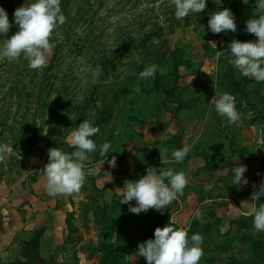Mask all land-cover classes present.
<instances>
[{"label": "rangeland", "instance_id": "rangeland-1", "mask_svg": "<svg viewBox=\"0 0 264 264\" xmlns=\"http://www.w3.org/2000/svg\"><path fill=\"white\" fill-rule=\"evenodd\" d=\"M32 2L0 0L13 25L7 38L19 30L15 10ZM255 3L207 0L203 13L178 20L170 0H61L66 22L51 37L46 66L32 70L23 57L0 61V148L5 153L41 155L49 163V149L74 150L67 137L85 120L99 128L91 137L97 151L84 162L81 192L70 197L65 242L46 260L26 254L12 264H100L99 235L110 242L106 237L122 222L130 255L135 254L145 236L141 213L129 211L136 202L121 204L122 194L99 190L90 168L128 155L143 169L157 146L166 149L168 169L183 172L188 180L181 197L193 191L203 199L233 198L257 208L264 204V196L251 201L250 177L245 175L249 183L238 190L231 172L236 166L248 169L264 151V83L243 77L229 63L228 48L234 40L256 41L246 33L247 20L257 16ZM223 9L233 13L237 31L213 34L208 21ZM151 65L156 66L154 77L140 79ZM216 93L217 98L223 93L234 97L240 117L235 124L215 111L211 101ZM184 108L187 120L193 117L187 122L191 135L183 143L190 150L176 163L171 154L181 149L182 137L174 135L178 124L173 119L181 118ZM104 143L111 147L101 157ZM165 226L155 223L150 239ZM186 231L189 242L193 234L203 239L199 264H264V232L254 229L252 217L237 218L224 232L205 221H193ZM130 264H138V258Z\"/></svg>", "mask_w": 264, "mask_h": 264}, {"label": "clouds", "instance_id": "clouds-1", "mask_svg": "<svg viewBox=\"0 0 264 264\" xmlns=\"http://www.w3.org/2000/svg\"><path fill=\"white\" fill-rule=\"evenodd\" d=\"M242 2L248 4L249 0H242ZM60 5L61 0H35L17 8L13 15L19 30L10 38L7 36L13 25L5 9L0 7V37H4L0 45V61L6 59L8 62H18L23 57L32 70L45 67L53 49L51 37L57 27L66 22ZM170 5L175 7L174 14L179 20L186 18L190 13H203L207 8V0H170ZM255 6L257 16L247 20L246 33L254 35L257 39L254 42L234 40L229 44V63L243 77L257 83H264V0H256ZM208 27L213 34L237 31L236 19L230 9L215 11L208 21ZM211 44L216 47L215 43ZM155 72V65L148 66L139 73V78L147 80L154 77ZM211 104L214 105L218 115L226 118L229 125L239 120V113L232 95L223 93L217 98L216 93ZM98 132V127L92 126L85 120L67 137L73 151L65 153L59 148L48 150L49 163L41 171L50 197L79 196L86 178L84 162L88 160L89 154L97 151V144L91 137ZM110 147L109 143H104L100 147L99 155L104 157ZM189 150L187 146L173 150L172 161L183 162ZM4 153L5 149L0 148V160L5 159ZM161 157L165 163V157L162 154ZM106 160L101 161L98 167L102 169ZM109 164L111 168H115L116 158L113 157ZM146 171L147 175L139 180L127 181L122 189H116L122 194L120 203L130 204L135 201L137 206L130 207L129 211L137 215L151 209L163 214L166 206H170L174 200L183 195L188 180L183 172H174L172 169L165 171L162 168L148 167ZM246 171V166H236L231 169L234 173L232 185L237 186L238 190H243V186L249 183L245 178ZM103 180L111 183L113 181L111 172H105ZM253 187L257 189V186ZM262 196H264V182H261L258 190L253 191L251 201L257 202ZM246 202L248 201H242L241 209L244 210L241 214L252 217L254 229L264 232V204L257 208L253 203L245 209ZM199 216L200 213L197 212L196 217L199 218ZM174 222L175 217L171 216L167 226L155 229L154 239H148L139 244L138 251L126 257L132 262L138 257H144L147 264H199L203 256L201 235L193 234L189 242L188 232L183 228L177 229L171 226Z\"/></svg>", "mask_w": 264, "mask_h": 264}, {"label": "crops", "instance_id": "crops-1", "mask_svg": "<svg viewBox=\"0 0 264 264\" xmlns=\"http://www.w3.org/2000/svg\"><path fill=\"white\" fill-rule=\"evenodd\" d=\"M185 110L187 108L179 113L181 118L173 119L178 124L173 133L182 137L181 149L186 147L183 144L184 140L191 135L187 122L193 118L187 120L188 112ZM153 151L155 154H151L148 166L143 169H140L135 160L128 155L115 157V168H111L109 164L113 157L103 159L106 161L102 169L98 165L103 160L95 163L90 170L95 175L96 186L108 192L121 194L116 189H122L127 181H137L147 175L148 167L168 170V162L171 160L165 155L166 149L157 146ZM161 154L165 157V163ZM258 157L261 158L249 162L245 173L251 178L252 186L255 184L259 186L264 182V151H260ZM47 163L46 158L41 155L32 153L19 155L12 151L5 153V159L0 160V264L20 262V258L26 257V254L37 261L44 260L54 253L58 245L65 242L66 211L71 205V200L70 197L53 198L48 195L44 174L35 172L41 171ZM105 172H111L113 177L111 183L103 180ZM242 201L233 198L203 199L190 191L184 197L179 196L164 210L170 217H175V223L181 228L188 229L193 221H205L224 232L230 229L231 222L244 217L241 214L244 210L241 209ZM247 207L246 204L245 209ZM197 212L200 213L199 218L196 217ZM144 214L143 212L142 216Z\"/></svg>", "mask_w": 264, "mask_h": 264}, {"label": "trees", "instance_id": "trees-1", "mask_svg": "<svg viewBox=\"0 0 264 264\" xmlns=\"http://www.w3.org/2000/svg\"><path fill=\"white\" fill-rule=\"evenodd\" d=\"M159 88L160 86H157L156 89ZM38 173L41 174L43 172L40 171ZM99 190L101 189L99 188ZM142 217L144 218L145 221V227H144L145 236L143 239L144 242L150 239L151 235L149 234V232L153 229L155 223L165 222V225L167 226L171 218L170 214L165 210H163V214H161V212H158L156 210L153 211L151 210L148 211L146 214H144V216ZM122 224L119 223L118 230L117 231L113 230L106 237V239H109L110 242H107V240L103 241L102 234L99 235V252L100 251L102 252V254L99 256L100 264H130V259L126 257L127 255H130L129 241L127 239V235ZM171 226L177 229L181 228L175 222ZM183 229L187 230L185 228ZM138 264H147V261L144 257H138Z\"/></svg>", "mask_w": 264, "mask_h": 264}]
</instances>
